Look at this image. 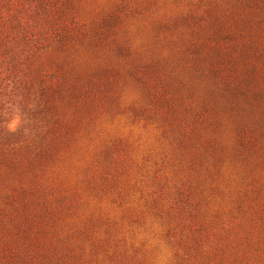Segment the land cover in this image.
Listing matches in <instances>:
<instances>
[{"label":"rangeland","instance_id":"1","mask_svg":"<svg viewBox=\"0 0 264 264\" xmlns=\"http://www.w3.org/2000/svg\"><path fill=\"white\" fill-rule=\"evenodd\" d=\"M0 264H264V0H0Z\"/></svg>","mask_w":264,"mask_h":264}]
</instances>
